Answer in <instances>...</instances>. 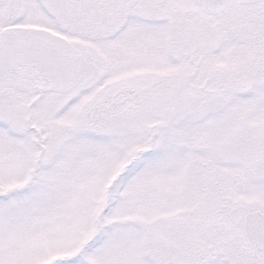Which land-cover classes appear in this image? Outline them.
I'll return each instance as SVG.
<instances>
[{
    "label": "snow or ice",
    "instance_id": "6c2138e0",
    "mask_svg": "<svg viewBox=\"0 0 264 264\" xmlns=\"http://www.w3.org/2000/svg\"><path fill=\"white\" fill-rule=\"evenodd\" d=\"M0 264H264V0H0Z\"/></svg>",
    "mask_w": 264,
    "mask_h": 264
}]
</instances>
